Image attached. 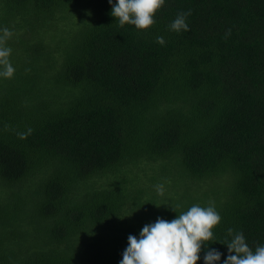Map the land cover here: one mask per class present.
<instances>
[{
  "label": "trees",
  "instance_id": "16d2710c",
  "mask_svg": "<svg viewBox=\"0 0 264 264\" xmlns=\"http://www.w3.org/2000/svg\"><path fill=\"white\" fill-rule=\"evenodd\" d=\"M154 18L0 0L15 68L0 78V264H119L129 234L193 204L222 217L211 247L227 254L229 228L264 238V0H165Z\"/></svg>",
  "mask_w": 264,
  "mask_h": 264
},
{
  "label": "clouds",
  "instance_id": "9594fccd",
  "mask_svg": "<svg viewBox=\"0 0 264 264\" xmlns=\"http://www.w3.org/2000/svg\"><path fill=\"white\" fill-rule=\"evenodd\" d=\"M108 3L111 15L120 26L127 23L137 29H147L156 22L155 13L165 0H108ZM189 15L190 10L178 13L169 29L177 33L188 31ZM12 35L9 28H0V78H11L15 72L10 62L12 49L6 44ZM157 42L165 43L163 37H157ZM30 132L28 129L27 133L18 135L23 139ZM156 191L163 195V185H156ZM221 219L213 205L202 207L199 204L191 205L170 221L157 217L154 222L145 224L138 236L129 234L119 264H197L201 260L202 264H264V238L250 246L242 231L229 228L222 243L227 246V254L210 246L217 240L213 229Z\"/></svg>",
  "mask_w": 264,
  "mask_h": 264
},
{
  "label": "rangeland",
  "instance_id": "374dc122",
  "mask_svg": "<svg viewBox=\"0 0 264 264\" xmlns=\"http://www.w3.org/2000/svg\"><path fill=\"white\" fill-rule=\"evenodd\" d=\"M176 170V169H175Z\"/></svg>",
  "mask_w": 264,
  "mask_h": 264
}]
</instances>
